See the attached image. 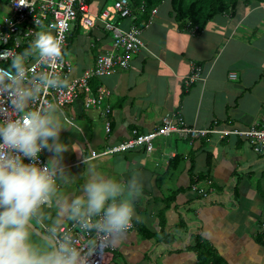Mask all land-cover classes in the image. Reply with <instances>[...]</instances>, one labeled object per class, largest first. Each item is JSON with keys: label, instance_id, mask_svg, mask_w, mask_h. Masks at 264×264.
<instances>
[{"label": "crops", "instance_id": "crops-1", "mask_svg": "<svg viewBox=\"0 0 264 264\" xmlns=\"http://www.w3.org/2000/svg\"><path fill=\"white\" fill-rule=\"evenodd\" d=\"M108 1L88 0L90 14H98ZM238 1L234 17L215 16L194 33L187 24L177 26L165 0L151 23L145 20L146 28L140 26L144 48L131 58L129 68L92 86L110 92L101 105H109L110 114L104 118L100 110H85L81 100L62 108L75 124L60 133L69 145L63 166L73 186L80 189L93 169L121 180L136 170L144 183L143 195L134 202L136 236L129 232L112 238L108 264H197L196 239L227 264H264V155L254 154L247 143L234 137L219 140L217 135L189 142L172 134L155 140L151 153L138 147L91 157L126 140L133 130H155L166 114L178 115L197 129L264 128V0ZM8 2L0 0V26ZM117 22L122 30L130 26L127 19ZM70 33L63 57L74 77L111 46L101 26L88 31L73 26ZM196 67L201 81L186 87ZM232 73L234 80L229 79ZM51 155L44 151L46 161ZM206 170H211V179L197 187L217 189L209 201L190 188L192 179ZM48 211L55 215L52 206ZM147 233L151 239L145 238Z\"/></svg>", "mask_w": 264, "mask_h": 264}, {"label": "clouds", "instance_id": "clouds-1", "mask_svg": "<svg viewBox=\"0 0 264 264\" xmlns=\"http://www.w3.org/2000/svg\"><path fill=\"white\" fill-rule=\"evenodd\" d=\"M144 13L145 7L140 15ZM155 13L156 8L148 25ZM33 56L41 70L30 73ZM61 56V40L38 32L29 50L0 67V264H84L73 233L60 231L65 222L81 231L118 237L132 226L134 202L143 195L136 170L121 180L93 169L77 192L67 190L73 177L63 166L69 145L60 133L75 124L56 102L38 104L43 93L68 87L66 77L44 70ZM42 151L52 154L45 163L38 162ZM49 206L55 208L51 217ZM94 243L89 242V250Z\"/></svg>", "mask_w": 264, "mask_h": 264}, {"label": "built area", "instance_id": "built-area-1", "mask_svg": "<svg viewBox=\"0 0 264 264\" xmlns=\"http://www.w3.org/2000/svg\"><path fill=\"white\" fill-rule=\"evenodd\" d=\"M139 12L144 11L140 7ZM129 20L130 26L127 30H122L113 19ZM139 16L132 13L128 0H118L113 7L101 11L98 15H91L85 0H9L8 15L3 20V26H0V67H7L11 57L17 53L16 47L19 45L16 41L20 37L21 41L29 42L34 40L38 28L43 27L47 32L61 40V59L48 66L44 70L54 71L69 81L68 87L61 90H50L43 93L38 104L49 101L56 102L61 108L73 105L81 100L85 110L97 109L102 112L103 117H107L111 112L109 105H103L109 98L110 92L104 86L92 88L91 81L99 80L108 75L114 74L118 70L127 69L130 66V60L139 53L144 44L142 41L143 28L135 22ZM144 25V24H143ZM73 26H77L84 31H88L96 26H101L103 31L112 33L111 48L104 53L96 56L93 66L86 68L80 75L71 76L72 66L64 59L63 51L67 40L70 37V31ZM146 24L144 28H146ZM10 40H15V47H5ZM41 70V65L36 58L29 59V72L34 73ZM201 69L196 67L192 69L191 76L185 80V86H191L195 81H201ZM229 79L234 80L235 75L229 74ZM7 107V105H5ZM102 107V110L100 109ZM0 111H3V99L0 98ZM10 114V113H9ZM3 113H0V118ZM110 132V124L105 122V133ZM172 134L178 136L183 141H193L201 137L217 135L219 140L225 138H237L247 143L254 153L264 155V128L256 125L245 130L235 128L220 129H197L189 127L183 118L178 115L166 114L161 120V126L148 133H139L137 130L131 131V136L126 140L106 147L96 156L109 157L122 152L134 150L143 147L147 153L154 150L153 142L161 137H168ZM168 154L167 157H172ZM25 162H28L27 160ZM39 163H45L44 151L39 157ZM210 185V182H208ZM191 190L205 201H209L214 195V190L201 189L197 184L192 185ZM50 208V206H49ZM68 229L73 233L74 243L81 248L84 253V264H108V257L113 251L111 243L112 238L105 237L94 232L81 231L75 224L66 222L60 231ZM134 229V220L132 226L124 233L132 232ZM94 241L91 250L89 242Z\"/></svg>", "mask_w": 264, "mask_h": 264}, {"label": "trees", "instance_id": "trees-1", "mask_svg": "<svg viewBox=\"0 0 264 264\" xmlns=\"http://www.w3.org/2000/svg\"><path fill=\"white\" fill-rule=\"evenodd\" d=\"M163 1L164 0H129V5L132 12H137V9L140 5H144L145 7V13L139 18L136 24L138 26H141L145 22L147 23V19L149 18L151 10L157 8ZM168 1L171 7L172 18L177 26L187 24L186 29H194V33L199 32L200 29L203 28L205 23H207L215 16L226 14L228 17H234L239 2L238 0ZM86 3H88V0L86 1ZM29 42V44H25L26 42L24 41L22 44L18 45L16 47L17 53L29 50L33 40H29ZM5 47H15V40H10ZM93 85H95V80L91 81V86ZM207 163L210 167L209 158L207 160ZM210 171L211 170H206L205 173L198 175L196 179H192L190 186L198 184L199 182L209 178ZM212 186L215 187L214 185ZM215 189L216 188H214V190ZM135 226L136 225L134 224V227ZM261 236H259L258 238H261ZM145 238L151 239L152 235L150 233H147ZM194 251L196 253L197 264H227L219 255L216 254L213 249L209 248L205 243H202L198 239H196L195 241Z\"/></svg>", "mask_w": 264, "mask_h": 264}, {"label": "rangeland", "instance_id": "rangeland-1", "mask_svg": "<svg viewBox=\"0 0 264 264\" xmlns=\"http://www.w3.org/2000/svg\"><path fill=\"white\" fill-rule=\"evenodd\" d=\"M114 1L115 0H109L108 1V6H113L114 5ZM2 2H4V3H6V0H2ZM1 16H2V13L0 14ZM0 16V17H1ZM1 19V18H0ZM112 21H114V19L112 20ZM109 47L111 46V44H112V33L110 32L109 33ZM35 58V56H33L32 57V59H34ZM68 58V57H67ZM179 144H180V142H178ZM253 152V151H252ZM254 153V152H253ZM254 154H256V155H258V156H262L261 154H257V153H254ZM101 158V157H100ZM99 172H101L102 173V170H98ZM83 182L84 181H82V184L80 185V186H82L83 185ZM67 190L69 191V192H71V193H75V192H77L79 189H78V187H75V186H73L72 185V182H70L69 183V185H67ZM52 209L54 210V207H52ZM182 216V215H181ZM39 232H41V229L40 228H36ZM133 233V236H136V232H135V230L134 231H132L130 234H128V235H131ZM209 247V246H208ZM210 248V247H209Z\"/></svg>", "mask_w": 264, "mask_h": 264}, {"label": "bare ground", "instance_id": "bare-ground-1", "mask_svg": "<svg viewBox=\"0 0 264 264\" xmlns=\"http://www.w3.org/2000/svg\"><path fill=\"white\" fill-rule=\"evenodd\" d=\"M86 1H87V0H85V2H86ZM116 1H118V0H115L114 3H115ZM128 1H129V0H128ZM86 4H87V6H88V3H86ZM111 7H113V6H106V7L103 8L101 11L106 10L107 8H111ZM139 8H140V7H138V9H139ZM130 9H131V8H130ZM138 9H137V12H132V13L137 14V15L139 16V15H140V12H139ZM88 10H89V6H88ZM101 11H100V12H101ZM100 12H99V13H100ZM89 13H90V12H89ZM99 13H98V14H99ZM98 14H96V15H98ZM117 20L120 21L121 19L119 20L117 17H115L113 23H116ZM138 20H139V18H138ZM138 20H137L135 23H137ZM115 21H116V22H115ZM146 24H147V23H146ZM117 25H118V22H117ZM144 26H145V25H144ZM118 27H119V26H118ZM18 38H19V40H20V37H18ZM16 41H17V39H16ZM23 42H24V41H21V40H20V42L17 41V43H18L19 45L22 44Z\"/></svg>", "mask_w": 264, "mask_h": 264}, {"label": "water", "instance_id": "water-1", "mask_svg": "<svg viewBox=\"0 0 264 264\" xmlns=\"http://www.w3.org/2000/svg\"><path fill=\"white\" fill-rule=\"evenodd\" d=\"M17 41L20 42L19 38H17ZM34 230L37 232V234L40 233L36 228Z\"/></svg>", "mask_w": 264, "mask_h": 264}]
</instances>
